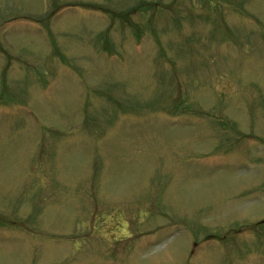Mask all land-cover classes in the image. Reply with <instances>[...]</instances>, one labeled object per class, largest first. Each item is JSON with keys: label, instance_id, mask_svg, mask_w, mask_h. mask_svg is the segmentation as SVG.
<instances>
[{"label": "rangeland", "instance_id": "1", "mask_svg": "<svg viewBox=\"0 0 264 264\" xmlns=\"http://www.w3.org/2000/svg\"><path fill=\"white\" fill-rule=\"evenodd\" d=\"M0 264H264V0H0Z\"/></svg>", "mask_w": 264, "mask_h": 264}]
</instances>
